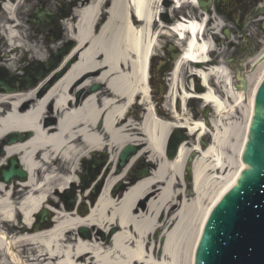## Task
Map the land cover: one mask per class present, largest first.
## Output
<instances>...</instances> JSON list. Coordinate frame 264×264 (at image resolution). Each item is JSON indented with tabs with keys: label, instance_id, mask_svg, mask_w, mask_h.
I'll return each instance as SVG.
<instances>
[{
	"label": "bare ground",
	"instance_id": "6f19581e",
	"mask_svg": "<svg viewBox=\"0 0 264 264\" xmlns=\"http://www.w3.org/2000/svg\"><path fill=\"white\" fill-rule=\"evenodd\" d=\"M21 1L0 0V48L8 49L5 64L0 66L8 74H19L20 68L12 70L19 52L23 53V62L31 54L35 63L42 60L44 49H50L37 36L32 44L24 41L27 37L20 24L11 27L12 20H17V9L24 7ZM108 1L72 0L75 9L65 18L63 29L57 24V32L63 30L79 47L85 43L86 49L76 53L77 62L42 96L38 95L40 88L54 73L34 88L15 86L18 91L0 92V170L13 157L27 174L25 181L16 180L9 185L0 181V264H195V252L215 204L235 188L245 169L242 157L256 111L255 96L264 80V48L248 60L247 64L252 65L248 72H244L242 64L237 73L222 64L191 69L188 76L201 83L195 84L201 91L194 89L193 93L200 95L210 114L206 123L191 121L183 108L193 94L185 92L182 72L190 64L205 65L212 45L199 37L204 22L182 16L172 30L184 49L180 53L175 45L168 44L175 63L168 96L174 115L167 116V120L156 119L149 106L146 65L161 39L157 29L170 25L161 11L169 0H110L109 5ZM259 21H264V17ZM54 26L55 23L51 29ZM221 26L216 24L214 30L218 32ZM82 76H87L86 80L78 84ZM236 79L246 81V90L239 89ZM91 83L101 85L100 90L83 94ZM78 85L82 93L75 100L76 95L69 93ZM179 88L181 92L175 90ZM250 90V102L245 106V95ZM95 95L106 99L102 98L101 103L96 99L95 104ZM134 98L148 104L139 124L122 117ZM239 117L245 118L243 129ZM176 128H184L186 139L175 159L169 161L165 159L164 146ZM13 133H31V137L5 145ZM207 136L208 145H200ZM187 139L192 142L191 148ZM128 144L142 149L122 173L108 175L94 201L90 192L84 195L81 190H85L83 186L93 170L83 178L82 186L74 189L79 194V209L86 207L83 202L88 201L89 210L84 216L78 211L65 214L52 210L53 226L44 229L47 223L36 229L31 227L39 209L47 208L46 200L52 202V194L77 181V159L91 150L108 149L114 163L116 155ZM231 149L240 159L235 172L230 166ZM190 153L196 158L191 164L193 181L188 191L184 189L187 185L183 169ZM138 158H145L147 167L152 163L155 167L149 175L140 172L138 176L146 173L144 177L128 184L125 173ZM100 164L97 161L96 165ZM140 167L141 164L136 168ZM98 180L104 182V177ZM116 185L123 186V191L113 196ZM62 210L69 212L66 206ZM8 225L14 230L11 237L1 230ZM81 227L91 229L88 238L87 234L86 238L70 236L71 231ZM20 253L26 255L25 261Z\"/></svg>",
	"mask_w": 264,
	"mask_h": 264
},
{
	"label": "water",
	"instance_id": "95a60500",
	"mask_svg": "<svg viewBox=\"0 0 264 264\" xmlns=\"http://www.w3.org/2000/svg\"><path fill=\"white\" fill-rule=\"evenodd\" d=\"M31 23L45 30L50 23L57 19L51 16L47 10L33 12ZM264 29V24L262 25ZM61 52L50 58V62L44 64L45 71H33L28 75L32 77L10 76L0 71V92L10 93L15 91L14 83L19 81L23 89L33 87L39 80L55 69ZM63 54L65 52H62ZM61 53V54H62ZM77 61L72 58L66 67L55 74L53 79L43 88L40 96L54 85ZM245 81L242 80V88L246 89ZM256 111L252 120L249 141L247 142L242 162L245 169L234 189L230 190L212 210L207 223L203 229L201 240L195 252V264H264V80L259 86L255 96ZM178 132L172 135L176 140L172 149L167 148V157L172 160L180 143L185 139L178 136ZM30 134L26 135L29 138ZM9 144L23 141L20 134H12L8 137ZM172 141L169 143L171 144ZM135 150L131 146L126 147L120 154L117 173H120L128 160L134 155ZM189 163L192 159L188 160ZM94 169L87 166L86 173ZM185 181H192V169L189 165L185 167ZM146 174V173H145ZM140 176L139 178L144 177ZM1 181L10 184L11 181H25L27 174L19 166L15 158L8 161V167L0 171ZM90 178L89 181H91ZM99 190L96 191L95 197ZM67 209L73 210L76 197L74 191L66 192ZM80 213L81 215H85ZM38 222L35 226H44L48 223V214L45 210L36 217ZM86 230L81 229L79 233L85 237ZM114 232V231H113ZM112 232V233H113Z\"/></svg>",
	"mask_w": 264,
	"mask_h": 264
},
{
	"label": "rangeland",
	"instance_id": "374dc122",
	"mask_svg": "<svg viewBox=\"0 0 264 264\" xmlns=\"http://www.w3.org/2000/svg\"><path fill=\"white\" fill-rule=\"evenodd\" d=\"M41 1L42 0H29V1H27V0H23V1H21V5H23L24 7L22 8V9H17V11H16V15H17V20L18 21H20V23L22 24V29H23V31H25V36L27 37V39H24V41H26V42H28V43H34L35 42V40H34V38L37 36V37H39L40 39V42H42V43H44L45 42V34L44 33H41V32H39V31H37V29H36V27H31L30 26V24H29V21H30V14H31V12L34 10V8L36 7V6H40V3H41ZM67 2H65L64 0H47L44 4V6H46L48 9H49V11L50 12H56V10L58 9L57 8V4L58 3H67V4H70V2L71 1H69V0H66ZM109 3H110V0L108 1V5H109ZM168 6V8H165V10H167L168 12H169V8H171L172 6H170L171 5V3H166ZM245 6H239L235 11H233V13H234V16H237L238 15V11L240 12L239 13V15L241 16V17H243V16H245L246 17V15H249V22H248V25H249V29H247V34H249V43H247L246 44V50H248V49H250V56H249V58H250V60L252 59V58H254L255 56H257L260 52H261V50L264 48V34H261V32L262 33H264V31H262L260 28H261V25H262V22L261 21H259V19L260 18H263L264 17V0H253V1H251V2H247L246 4H244ZM163 7H165V5L163 4ZM74 9H75V6L74 5H72V6H70V13H72L73 11H74ZM107 9V8H106ZM193 9V10H192ZM261 9H263V11H260ZM180 11V14H182L183 12H189V14H193L194 15V12H195V10H194V8L192 7V6H190L189 4L188 5H186V6H184V8L182 7V9H180L179 10ZM0 14H1V8H0ZM176 15V14H175ZM172 17L174 16V13L171 15ZM196 16V15H195ZM217 20V19H216ZM103 21L104 20H102L100 23H103ZM63 23L64 22H62V27H64V25H63ZM229 26L231 27V31L233 30V27H232V24H229ZM234 31V30H233ZM232 31V32H233ZM69 39L66 35H65V33H63V35H62V40H64V42L67 40V39ZM217 39V38H216ZM234 39H236V36H234ZM233 38H231V41H220L219 42V44H220V46H219V48H220V50L223 52L222 54V56H223V58H231V56H232V54H235L236 52L234 51V49L233 48H231V46H233L234 45V40ZM167 44H172V38H170V37H168V36H165L164 38H161L159 41H158V47L155 49V53L158 55V56H162L163 54H164V51L163 50H161V49H163L165 46H167ZM48 45L49 46H51V49L50 50H46V49H44L43 50V52H42V55H41V58H42V61H44V62H46L47 61V59H48V57L52 54V52H54V49L55 48H58V47H61V44L58 42V43H56V44H50V43H48ZM8 49H1L0 48V64L1 63H3V64H5L4 63V60H6L5 59V51H7ZM219 51V50H218ZM234 52V53H233ZM237 52H238V50H237ZM239 52H241V53H243V50H240ZM239 55V54H238ZM28 61H26V62H23V61H21V59L23 58V53H21V52H19V54H18V56H17V58H16V61L14 62V67L12 68V70H14V69H17V68H20L21 70L19 71V74H21V75H24V72H23V69L24 68H26V67H29L30 65H31V63L33 62L32 61V55L31 54H28ZM219 58V57H218ZM239 58L241 59L242 58V55H239ZM248 58V59H249ZM157 61H160V60H158L157 59ZM159 64H157V66H158ZM232 68L234 69V72L235 73H237L238 71H237V69H236V66H235V64L234 63H232ZM246 72H248V71H250V70H252V65H249L248 64V66L246 67ZM15 73V72H14ZM186 73L187 74H185V72L183 71L182 72V75H183V77L181 78V81H182V83H184V81H186V75H189V73H190V71H188V70H186ZM156 76H158V75H156ZM86 76H83V78H81V81H85V78ZM159 78V77H158ZM84 79V80H83ZM188 79L189 80H187L186 81V84L188 85V89H186V91H187V93H189V90L192 88V87H194V82H195V80H193V79H191L189 76H188ZM156 79H154V81H155ZM237 80V79H236ZM80 81V82H81ZM157 81V80H156ZM80 82H78V84L80 83ZM197 82V81H196ZM92 84V86L93 85H99V84H97V83H91ZM80 85H78L77 87H75L72 91H70V95L71 94H75V95H77V94H79V95H81V93L82 92H80L81 90H79V91H76V90H78L80 87H79ZM100 88H101V85L99 86V89L98 90H100ZM190 88V89H189ZM97 90V91H98ZM252 90V89H251ZM251 90L250 91H247L246 92V95H245V106H248V104H249V102H250V94H251ZM91 91V86L90 87H88V88H85L84 89V91H83V94H86V92H90ZM92 92V91H91ZM78 95V96H79ZM76 97V96H75ZM103 96H100L99 98H98V100H99V102L101 103V101L103 100V99H106V98H103ZM167 101H169V97L167 96V98H164V100H162V104H161V106H162V108H167L168 107V103H167ZM190 106H197V103H195V102H190V103H188L187 104V110H186V112H185V114L188 116V118H192V117H194V119H198V121H203L202 120V117L200 116V113H201V111H199L200 110V108H202V106L200 105V104H198V112L195 114V112L194 111H191L190 110ZM202 110V109H201ZM134 111V113H133V116H132V118H131V120L132 121H134L136 124H139V120H140V118L143 116L142 115V113L140 114L139 113V110H136L135 111V109L133 110ZM165 112H167L166 110H164V113ZM55 117H57V116H55ZM162 117H164V116H162ZM240 118V117H239ZM163 119H165V118H163ZM167 120V119H166ZM169 121H171V120H169ZM171 122H173V121H171ZM239 122H240V124H241V126H242V129H243V126H244V123H245V118L244 117H241L240 119H239ZM205 123V122H204ZM241 133H242V130H241ZM209 137L207 136L206 138H205V141H203L202 140V142L204 143V144H206V145H208V143H209ZM189 141H192V138L190 137L189 138ZM188 141V142H189ZM239 144H240V142H237V144H236V147L238 148V146H239ZM191 145H192V142L190 143H188V148H191ZM138 147V149H142L141 147H139V146H137ZM193 148V147H192ZM139 150V151H140ZM107 151H108V149L105 151L106 152V157H107V159L108 160H110V156H109V153H107ZM230 158H232V160H230L231 161V168H233V171L235 172L236 170H238V166H239V163H240V159H239V157L237 156V152L236 151H233V149H231L230 150ZM98 156H100V155H98ZM105 156V155H104ZM117 156V155H116ZM0 157H2L1 156V154H0ZM100 158H101V156H100ZM144 161H146L145 160V158H144ZM76 162H80V161H78V159L76 160ZM7 163V162H6ZM81 167V166H80ZM82 168H80L79 170H77V173H78V175H76L75 176V180H77V183L79 182V174H81L82 173ZM114 171H115V169H114V164H112V165H110V163L107 161L106 162V165H105V168H102L101 169V171H99V174H101V176H103L104 177V183H105V181L108 179V175L110 174V173H114ZM101 172H103V173H101ZM99 174L97 175V176H95V179L97 180L98 178H100L99 177ZM82 175H83V173H82ZM79 184V183H78ZM188 188V190H189V186L187 187ZM85 192V191H84ZM88 192V191H87ZM86 192V194H88ZM52 199L54 200V202H52V204H51V206L52 207H54V205H55V203L56 202H58V204L57 205H61V203H60V199H58V197L56 196V195H54V194H52ZM21 198H19L18 200H17V202L19 203V202H21V200H20ZM87 201V200H86ZM51 203V202H50ZM55 209H56V207H54ZM21 221V219H19L18 220V222H20ZM17 223V222H16ZM15 223V224H16ZM11 226V225H10ZM9 225L8 226H6V227H4V229H5V231H6V233L9 235V236H12L13 235V231H11L10 229H11V227L12 226H14V224L10 227ZM87 230H88V233H89V236L91 235V229L90 228H87ZM112 230H115V228L114 229H112ZM100 234H102L101 233V231H100ZM103 235V234H102ZM70 236L71 237H79L78 236V229L77 230H75V231H71V233H70ZM21 257L23 258V260L25 261L27 258H26V255L25 254H21Z\"/></svg>",
	"mask_w": 264,
	"mask_h": 264
},
{
	"label": "flooded vegetation",
	"instance_id": "af4514ba",
	"mask_svg": "<svg viewBox=\"0 0 264 264\" xmlns=\"http://www.w3.org/2000/svg\"><path fill=\"white\" fill-rule=\"evenodd\" d=\"M251 1L253 0H212L211 5H210L213 8L215 14H217V12L221 13V18L225 25L232 24L234 31L233 30H232L233 32L230 31V35H231V38L233 39H234V36H236V39L233 40L236 42V44L231 46V48H233L236 53L232 54L231 58L227 59V63L229 64V66H232V63H234L237 70L241 69V64L242 66H244L243 68L246 70L248 58L250 56V49L246 50V44L249 43V38H248L249 34H247V29H249V25H248L249 15H246V17L245 16L241 17L239 15L240 12L238 11V15L234 16L233 11H235L239 6H245L244 4H246L247 2L249 3ZM184 13L185 12H183V14ZM169 23H171V20L169 21ZM52 29L50 30L47 37L51 36L52 34H54L55 37L48 38L46 40L47 41L54 40V42H59L62 47L67 40L65 42L64 40H62L63 33L62 31L57 32V26L52 27ZM58 35H59V39L56 40V38H58ZM58 48H55V49H58ZM240 50H243V53L239 52ZM163 51H164V54L161 57L158 56L159 57L158 60L160 61H157L156 59L152 60L150 91H151V101L153 105L156 107L158 114L167 117L169 116V107L162 108L161 104H162V100H164V98H167V96L169 95V82L168 81H169L170 71L173 67L174 61L168 53L167 46L163 48ZM238 54L242 55L241 59L239 58ZM167 56L169 57V59L167 58ZM157 64L159 65L157 66ZM160 66L161 68H159ZM154 79H156L157 81L156 80L154 81ZM184 89L185 90L188 89V85L186 84V82L184 85ZM194 89L195 88H191L189 91L193 92ZM195 91L200 92L201 90L196 87ZM195 103L199 104L201 102L196 101ZM198 104L195 107L190 106V110L194 111L195 114L198 112V108H197ZM164 110H166L167 112L164 113ZM200 111H201L200 116L202 118L210 116L209 111L207 110L206 107L200 108ZM131 116H132V110L130 112V117ZM143 160L141 159L137 160V162H135L136 163L135 166L138 167L141 164V167H142Z\"/></svg>",
	"mask_w": 264,
	"mask_h": 264
}]
</instances>
